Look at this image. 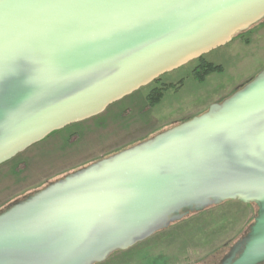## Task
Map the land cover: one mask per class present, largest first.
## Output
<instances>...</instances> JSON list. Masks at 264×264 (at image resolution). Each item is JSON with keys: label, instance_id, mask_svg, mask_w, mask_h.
<instances>
[{"label": "water", "instance_id": "obj_1", "mask_svg": "<svg viewBox=\"0 0 264 264\" xmlns=\"http://www.w3.org/2000/svg\"><path fill=\"white\" fill-rule=\"evenodd\" d=\"M264 22V0H0V166ZM264 69L222 102L0 211V264H102L228 202L264 232Z\"/></svg>", "mask_w": 264, "mask_h": 264}, {"label": "rangeland", "instance_id": "obj_2", "mask_svg": "<svg viewBox=\"0 0 264 264\" xmlns=\"http://www.w3.org/2000/svg\"><path fill=\"white\" fill-rule=\"evenodd\" d=\"M204 64L223 70L200 82L195 70ZM263 69L264 22L227 46L112 105L104 114L56 132L0 166V211L9 205L4 203L11 197L18 199L38 191L158 129L201 115L210 103L222 101ZM159 89H164L162 100L150 106L148 96ZM253 218L249 220L243 204L228 202L192 216L102 264H216L228 248L217 255L216 261L207 258L228 244L232 246Z\"/></svg>", "mask_w": 264, "mask_h": 264}, {"label": "trees", "instance_id": "obj_3", "mask_svg": "<svg viewBox=\"0 0 264 264\" xmlns=\"http://www.w3.org/2000/svg\"><path fill=\"white\" fill-rule=\"evenodd\" d=\"M222 70H223V68L221 67V66H214V65H211V64H204V65H201V66H199L196 70H195V76H196V78H197V80L198 81H200V82H204L205 80H206V78L210 75V74H212V73H215V72H222ZM241 88V87H240ZM240 88H238V89H240ZM237 89V90H238ZM163 90L164 89H159V90H154L151 94H150V96H148V101H149V105L150 106H154V105H156L157 103H159L161 100H162V98H163ZM237 90H235L234 92H236ZM233 92V93H234ZM232 93V94H233ZM231 94V95H232ZM230 96V95H229ZM228 96V97H229ZM228 97H226V98H228ZM225 98V99H226ZM225 99H223V100H225ZM222 100V101H223ZM222 101H220V102H222ZM184 121V120H183ZM183 121H181V122H179V123H176V124H172V125H170L167 129H169V128H171V127H173V126H175V125H177V124H180V123H182ZM164 130H166V129H164ZM164 130H162V131H164ZM162 131H160V132H162ZM160 132H158V133H160ZM152 136H154V135H152ZM152 136H150V137H152ZM149 137V138H150ZM146 139H148V138H146ZM145 139V140H146ZM134 145V144H133ZM132 145V146H133ZM128 148V147H127ZM124 149H126V148H124ZM124 149H122V150H124ZM121 150V151H122ZM119 152V151H118ZM231 246H230V244H228V245H226V247H224V248H222V249H220V250H218V251H216V252H214L211 256H209L208 258H207V260H211V259H213V260H215V259H217V255H220V253H221V251H224V249H226V248H228L227 250H229V248H230ZM222 258V257H221ZM221 258H220V260H221ZM212 260V261H213ZM216 261V260H215ZM219 262L220 261H218L216 264H219Z\"/></svg>", "mask_w": 264, "mask_h": 264}, {"label": "crops", "instance_id": "obj_4", "mask_svg": "<svg viewBox=\"0 0 264 264\" xmlns=\"http://www.w3.org/2000/svg\"><path fill=\"white\" fill-rule=\"evenodd\" d=\"M216 102H220V101H214V102H212V103H210L207 107H205V109L202 111V113H199V114H203L204 112H206L207 110H208V108H209V106H211L213 103H216ZM194 116H198V115H193L192 117H194ZM192 117H189V118H192ZM189 118H187V119H189ZM186 120V119H185ZM170 125H167V126H165V127H163V128H161V129H158V130H156L153 134H151V135H149V136H147V137H145L144 139H141V140H138L137 141V143H139V142H141V141H143V140H145L146 138H149L150 136H152V135H155V134H157L158 132H160V131H162V130H164V129H167L168 127H169ZM134 144H136V142L134 143ZM38 145V144H37ZM133 145V144H132ZM132 145H130V146H132ZM36 146V145H35ZM129 146V147H130ZM34 147V146H33ZM127 148V147H126ZM122 150V149H121ZM43 187H40L39 188V190L40 189H42ZM27 191L25 190V192L23 191V194L24 193H26ZM28 194V193H27ZM18 198H20V197H18ZM17 199V197L15 198H9L7 201H5V203H4V205L7 203V204H10L11 202H13L14 200H16ZM231 203H239V202H231ZM244 205V204H243ZM2 206V205H1ZM0 206V207H1ZM245 206V214H247V217L249 218V220L250 219H252L253 217H254V214H255V209L252 207V206H249V205H244ZM1 209V208H0ZM248 220V221H249Z\"/></svg>", "mask_w": 264, "mask_h": 264}, {"label": "snow or ice", "instance_id": "obj_5", "mask_svg": "<svg viewBox=\"0 0 264 264\" xmlns=\"http://www.w3.org/2000/svg\"><path fill=\"white\" fill-rule=\"evenodd\" d=\"M262 187H264V185H262ZM258 252L264 254V232H262L259 237L251 240L248 245L249 256H252Z\"/></svg>", "mask_w": 264, "mask_h": 264}]
</instances>
